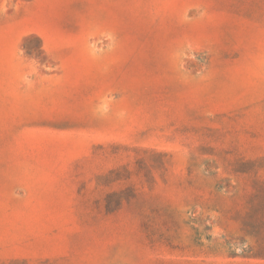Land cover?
<instances>
[{
    "label": "rangeland",
    "instance_id": "374dc122",
    "mask_svg": "<svg viewBox=\"0 0 264 264\" xmlns=\"http://www.w3.org/2000/svg\"><path fill=\"white\" fill-rule=\"evenodd\" d=\"M0 264H264V0H0Z\"/></svg>",
    "mask_w": 264,
    "mask_h": 264
}]
</instances>
